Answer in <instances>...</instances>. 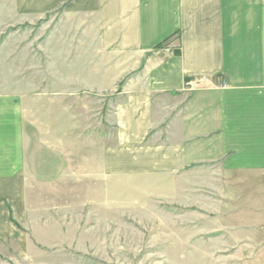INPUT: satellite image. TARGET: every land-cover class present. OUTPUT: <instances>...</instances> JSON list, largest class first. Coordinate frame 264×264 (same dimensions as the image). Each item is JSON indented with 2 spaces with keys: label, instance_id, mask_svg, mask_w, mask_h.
Returning a JSON list of instances; mask_svg holds the SVG:
<instances>
[{
  "label": "rangeland",
  "instance_id": "1",
  "mask_svg": "<svg viewBox=\"0 0 264 264\" xmlns=\"http://www.w3.org/2000/svg\"><path fill=\"white\" fill-rule=\"evenodd\" d=\"M33 1L0 0V97H12L20 114L24 196L22 211L6 196L0 264H264V245L247 244L231 219L230 191L244 182L216 173L219 160L175 174L131 164L125 152L122 166L88 164L121 145L87 144L114 142L116 92L64 62L68 37L55 29L65 5L43 11ZM252 182L264 192V177Z\"/></svg>",
  "mask_w": 264,
  "mask_h": 264
},
{
  "label": "crops",
  "instance_id": "2",
  "mask_svg": "<svg viewBox=\"0 0 264 264\" xmlns=\"http://www.w3.org/2000/svg\"><path fill=\"white\" fill-rule=\"evenodd\" d=\"M31 4L43 11L65 5L62 28L55 29L60 37H68L64 62L91 69L95 75L91 73L90 85L99 91L116 92L111 111V121L117 125L114 142L87 144L121 145L116 156L106 149L99 160L92 156L88 164L109 166L112 160L122 166L118 158L125 152L131 164L175 174L194 162L219 160L216 173L223 171L228 179L244 182L235 193L230 191L235 211L231 219L247 244L263 246L264 192L255 183L251 191L250 182L264 177V0H34ZM195 77L206 78L208 87L184 90V82ZM1 99L3 226L9 221L6 196L14 195L13 203L21 211L24 196L23 177L17 174L23 163L20 114L12 97Z\"/></svg>",
  "mask_w": 264,
  "mask_h": 264
},
{
  "label": "trees",
  "instance_id": "3",
  "mask_svg": "<svg viewBox=\"0 0 264 264\" xmlns=\"http://www.w3.org/2000/svg\"><path fill=\"white\" fill-rule=\"evenodd\" d=\"M11 213H12V211L10 210V219H11V221H13L12 217H11ZM14 223H16V222L14 221Z\"/></svg>",
  "mask_w": 264,
  "mask_h": 264
}]
</instances>
